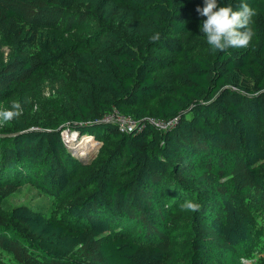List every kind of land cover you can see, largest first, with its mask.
<instances>
[{
	"label": "trees",
	"instance_id": "obj_1",
	"mask_svg": "<svg viewBox=\"0 0 264 264\" xmlns=\"http://www.w3.org/2000/svg\"><path fill=\"white\" fill-rule=\"evenodd\" d=\"M241 2L218 0L234 9ZM243 2L256 10L249 46L217 52L200 31L206 17L196 8L204 0H0V35L11 51L0 64V96L22 90L43 68L72 66L74 90L59 105L60 122L101 143L86 161L71 152L57 117L40 118L27 107L13 119V136L0 141L1 165L11 172H0V206L26 234L0 231V260L163 264L172 243L153 211L166 179L193 157L205 167L198 179L223 181V217L210 219L212 229L230 246L249 242L253 222L230 195L241 194L250 212H264V0ZM86 23L92 37L72 41ZM115 112L135 120V129L104 120ZM151 120L175 122L160 129ZM26 187L79 201L63 223L41 207L12 204ZM124 223L154 241L115 233ZM191 249L188 264H211L203 237Z\"/></svg>",
	"mask_w": 264,
	"mask_h": 264
},
{
	"label": "rangeland",
	"instance_id": "obj_2",
	"mask_svg": "<svg viewBox=\"0 0 264 264\" xmlns=\"http://www.w3.org/2000/svg\"><path fill=\"white\" fill-rule=\"evenodd\" d=\"M92 37L89 24L86 23L68 37L72 41H86ZM196 35L188 38L193 43L196 41ZM190 43V42H189ZM11 54L8 42L0 35V64L7 61ZM75 77L72 66L61 64L57 69L43 68L39 74L22 90L9 89L7 93L0 96V111L11 109L16 103L23 109L29 107L40 118L57 117L59 120V129L63 127V138L73 155L88 160H94L97 157L101 143L93 136L81 135L71 132L65 124L60 122L62 116L59 105L64 97L71 94L74 90ZM13 120L3 123L0 122V141L1 138L13 136ZM264 134V125L259 126ZM13 133V134H12ZM89 136V135H88ZM9 141H7L8 143ZM2 146V143H0ZM81 146V149L78 147ZM86 153L87 155L83 154ZM200 157H193L180 166L179 172L166 179V188L162 189L161 196H158L160 206L153 211L154 222L170 238L172 248L163 264H188L190 261L193 239L203 237L208 244L211 264H264V212L254 214L247 209L244 197L239 193H232L231 198L236 201L243 211L253 222L252 235L249 242L241 246H230L225 243L218 234L212 229L210 219L221 214L219 211V192L218 186L223 181H217L215 184H207L198 177L205 170ZM0 162V172L4 177L11 175L8 169H3ZM18 171H22L18 168ZM14 177V175H12ZM14 205L30 204L34 207H41L48 215L66 223L69 216L66 214L68 207L79 201L76 195H63L60 198H52L38 193L36 190L26 187L10 198ZM185 201H192L200 205L199 211L192 212L182 207ZM223 217V214H221ZM122 227H114L115 233L129 231L138 235L145 242L149 241L143 232L134 231L136 225L133 223H124ZM0 231H9L25 235V227L18 222L12 221L0 206ZM20 234V235H21ZM154 241V238H150ZM149 241V242H150ZM0 264H13L9 256H4Z\"/></svg>",
	"mask_w": 264,
	"mask_h": 264
},
{
	"label": "clouds",
	"instance_id": "obj_3",
	"mask_svg": "<svg viewBox=\"0 0 264 264\" xmlns=\"http://www.w3.org/2000/svg\"><path fill=\"white\" fill-rule=\"evenodd\" d=\"M196 12L206 17L200 31L213 51L224 52L229 48L249 46L255 34L251 23L256 10L248 3L242 0L234 9L231 4L220 6L218 0H204V6H198ZM150 38L155 42L160 39V34L156 32ZM20 116L21 105L16 103L11 109L0 111V122L7 123ZM182 207L192 212L200 209V205L192 201H185Z\"/></svg>",
	"mask_w": 264,
	"mask_h": 264
},
{
	"label": "built area",
	"instance_id": "obj_4",
	"mask_svg": "<svg viewBox=\"0 0 264 264\" xmlns=\"http://www.w3.org/2000/svg\"><path fill=\"white\" fill-rule=\"evenodd\" d=\"M105 121H113L117 122L121 130H125L127 132H132L136 127V122L129 116H124L119 114L118 112H115L112 115H108L104 119ZM158 128L164 129L170 125H173L175 121H168L167 123L159 122L155 120H151Z\"/></svg>",
	"mask_w": 264,
	"mask_h": 264
},
{
	"label": "bare ground",
	"instance_id": "obj_5",
	"mask_svg": "<svg viewBox=\"0 0 264 264\" xmlns=\"http://www.w3.org/2000/svg\"><path fill=\"white\" fill-rule=\"evenodd\" d=\"M78 147L81 149V146H78ZM83 154L87 155L85 152Z\"/></svg>",
	"mask_w": 264,
	"mask_h": 264
},
{
	"label": "crops",
	"instance_id": "obj_6",
	"mask_svg": "<svg viewBox=\"0 0 264 264\" xmlns=\"http://www.w3.org/2000/svg\"><path fill=\"white\" fill-rule=\"evenodd\" d=\"M87 137H90V136L87 135Z\"/></svg>",
	"mask_w": 264,
	"mask_h": 264
}]
</instances>
